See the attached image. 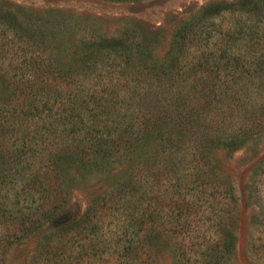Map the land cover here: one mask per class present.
<instances>
[{"label": "trees", "instance_id": "16d2710c", "mask_svg": "<svg viewBox=\"0 0 264 264\" xmlns=\"http://www.w3.org/2000/svg\"><path fill=\"white\" fill-rule=\"evenodd\" d=\"M17 19L10 11L2 12L4 39L11 30L19 41H29ZM136 46L121 39L95 38L89 44L78 75L89 73L100 85L80 97L86 116H78L74 105L55 115L45 86L61 78L56 65L39 57L25 62L30 72L22 89L12 101L0 103V256L17 240L15 232L22 239L37 226L35 238L44 245L38 262L46 257L52 264H66L73 237L88 238L90 249L103 248L102 238L96 237L101 232L98 221L91 223L87 213L81 218L74 205H68L61 167L112 168L123 163L120 159L138 161V166L143 146L157 129L160 149L149 167L143 162L137 167L139 176L149 172L161 177L180 221L188 222L192 212L203 208L216 216V227L225 235L197 253L205 264H211L215 252L219 257L231 254L236 195L231 185L215 182L218 175L211 159L221 149L237 151L264 134V1L215 6L186 22L158 70L142 64ZM74 73L64 72L63 79H74ZM141 73L147 80L140 79ZM36 83L41 90L34 88ZM129 101L138 108L123 120L109 114L115 113L112 106ZM157 104L163 112L156 111ZM147 107H153L152 114L139 115V109ZM45 120L41 132L39 123ZM55 121L63 125L57 129ZM51 130L59 131L61 144L47 145ZM186 149L194 150L192 160L187 161ZM141 226L134 215L126 216L115 231L101 236L128 251L142 238ZM84 246L78 242V248ZM132 259L126 263L134 264Z\"/></svg>", "mask_w": 264, "mask_h": 264}, {"label": "rangeland", "instance_id": "374dc122", "mask_svg": "<svg viewBox=\"0 0 264 264\" xmlns=\"http://www.w3.org/2000/svg\"><path fill=\"white\" fill-rule=\"evenodd\" d=\"M240 1L0 0V17L2 12L14 13L21 25L20 32L31 37L29 41L21 39V42H25L21 43L15 32L9 30L4 39V29L0 27V103L12 101V96L20 92L23 81L27 79L26 72H30L24 69L25 62L39 57L45 64L54 62L56 72L59 71L61 77L45 86V92L54 105L53 113H64L65 109L74 105L78 116H86L87 112H82L83 99L80 97L82 94L84 97L90 95V89L100 84L89 73L82 78L78 74L83 70V67L80 68L81 58L95 38L121 39L130 45H138L140 48L136 46V50L142 64L158 70L165 62L180 27L190 20H198L206 9ZM69 70L76 73L75 78L63 79V73ZM34 71L36 68L32 70L33 75ZM140 79L147 80V77L141 73ZM37 87L38 90L42 89L36 83L34 88ZM112 107L115 113L109 114L118 115V120H123V116L138 108L136 102L131 101ZM147 108H140L139 115H151L153 107ZM155 109L163 112L158 104ZM91 113L98 114L96 111ZM46 121L49 120L40 121V130ZM58 124L63 125L61 121H55L54 127L57 129L61 127ZM43 129L41 132L46 128ZM157 130L143 146L142 161L138 166L143 162L144 167H149L147 163L154 161L161 144ZM47 137V145L61 144L59 131L51 130ZM193 152L191 149L185 150L187 161L192 160ZM119 161L123 163L117 162L112 168L95 170L83 169L75 164L67 165L66 170L61 167L64 180L61 184L68 205H74L72 209L80 212L81 218L87 213L91 215V223L98 221L101 232L96 237L102 238L99 243L103 245V248L90 249L88 238L73 237L68 240L74 247L67 253L65 263L127 264L135 257L134 264L141 261L144 264H205L197 253L209 244L221 242V237L225 235L224 230L216 227V216L203 208L192 212L187 218L188 222L180 221L170 198L171 192L161 182V177H154L149 172L139 176L141 169L137 168L138 161ZM211 161L218 175L215 182L234 188L236 219L231 229L235 238L231 254L219 257L215 252L209 258V263L264 264V134L259 141L237 151H217ZM132 215L142 222L143 233L133 248L130 246L126 251L124 245L113 241L109 243V237L101 236L105 232L115 231L126 216ZM38 227H34L32 234L22 236V239L15 232L17 240L6 254H1L0 264H52L46 257L40 262L36 259L40 258L39 254L44 248L34 235ZM80 241L85 244L84 250L78 248ZM138 257L141 260H138L139 263Z\"/></svg>", "mask_w": 264, "mask_h": 264}]
</instances>
